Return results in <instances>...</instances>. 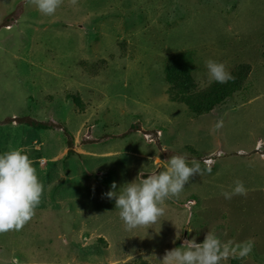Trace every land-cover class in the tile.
Here are the masks:
<instances>
[{
  "label": "rangeland",
  "instance_id": "1",
  "mask_svg": "<svg viewBox=\"0 0 264 264\" xmlns=\"http://www.w3.org/2000/svg\"><path fill=\"white\" fill-rule=\"evenodd\" d=\"M176 59L189 69L185 91L168 78ZM209 59L240 82L212 109L229 81L210 80ZM24 115L64 124L74 153L62 129L4 122ZM132 123L141 129L104 136ZM20 146L45 190L20 231L0 234V264H163L209 230L254 241L221 264H264V0H62L52 16L0 0V151ZM173 155L201 161V174L155 224L127 230L112 183ZM237 181L246 194L225 199Z\"/></svg>",
  "mask_w": 264,
  "mask_h": 264
},
{
  "label": "clouds",
  "instance_id": "2",
  "mask_svg": "<svg viewBox=\"0 0 264 264\" xmlns=\"http://www.w3.org/2000/svg\"><path fill=\"white\" fill-rule=\"evenodd\" d=\"M32 3L42 14L52 16L62 0H32ZM206 67L211 81L225 84L234 79L224 62L209 59ZM203 163L207 171L211 172L215 161L205 160ZM197 173L201 174V161H189L185 155H173L151 170H140L135 179L125 182L119 190H116L117 185L113 182L112 190L106 196L115 198V209L119 210V218L127 230L139 226L150 227L164 215L165 202L178 197L190 178ZM44 190L34 161L23 146L0 151V234L20 231L33 218ZM246 192L244 183L237 181L232 190L223 195L225 199H231L234 195H245ZM224 235L209 230L203 242L198 243L195 238L185 240L166 253L163 264H221L230 255L242 260L252 253L253 240L233 243L225 240ZM179 238L178 231L176 239ZM10 264H20V261L12 257Z\"/></svg>",
  "mask_w": 264,
  "mask_h": 264
},
{
  "label": "trees",
  "instance_id": "3",
  "mask_svg": "<svg viewBox=\"0 0 264 264\" xmlns=\"http://www.w3.org/2000/svg\"><path fill=\"white\" fill-rule=\"evenodd\" d=\"M6 25H9V24L7 23V24H5V26ZM181 60L182 59H180V60L176 59L174 66L170 67L168 69V72L170 71V73L168 74V78L171 81L175 82L172 84H173V87L176 88V90L185 91L189 86L192 85V82H191V78H190V74H189V69L187 67H185V61H184V63H182ZM226 86H230L231 88L227 89ZM239 86H240V82H238V80H236V78H234L233 80H230L228 82V84H226L225 86L216 85V100L212 101L213 103L208 104L207 109H212L215 106V104L218 105V104L223 103L225 101V99L227 97H229V95L233 91H235L236 88ZM4 122H6V123L16 122L19 124H25V125L31 126L33 128H36V129H44V128L45 129H54V130L62 129L64 135L67 138L68 154L74 153L73 135L68 130V128L65 127V125L62 123H56V122L51 121V120L40 121V120H37V119H35L29 115H24L23 117H16V116L15 117H7L4 120ZM140 129H141L140 123H132V125H130V127L125 132H122L119 135L105 134L104 136L105 137H120L121 138V137H126L130 133L137 131V130H140ZM138 263H144V262L138 261ZM144 264H147V263L145 262Z\"/></svg>",
  "mask_w": 264,
  "mask_h": 264
},
{
  "label": "water",
  "instance_id": "4",
  "mask_svg": "<svg viewBox=\"0 0 264 264\" xmlns=\"http://www.w3.org/2000/svg\"><path fill=\"white\" fill-rule=\"evenodd\" d=\"M187 232L185 233V236H186Z\"/></svg>",
  "mask_w": 264,
  "mask_h": 264
}]
</instances>
